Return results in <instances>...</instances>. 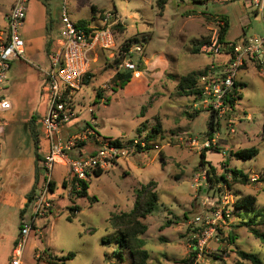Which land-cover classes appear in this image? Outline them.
I'll return each instance as SVG.
<instances>
[{
	"label": "rangeland",
	"instance_id": "obj_1",
	"mask_svg": "<svg viewBox=\"0 0 264 264\" xmlns=\"http://www.w3.org/2000/svg\"><path fill=\"white\" fill-rule=\"evenodd\" d=\"M11 2L0 0V31L6 26ZM63 3L27 2L26 23L32 34L26 47L38 58L13 59L5 82L4 93L12 108L0 114V122H7L0 141V264H11L24 224L31 231L21 264H58L51 261L70 252L75 253L74 258L63 264H133L130 252L120 246V232L111 225L110 217L130 212L146 186L157 192L159 205L156 212L140 219L147 226L139 234L149 252L147 264H236V250L255 253L264 262L262 240L242 223L256 216L257 228L264 232V64L247 61L239 70L242 97L220 119L212 138L208 135L211 112L195 109L193 94L182 93L178 83L182 76L203 73L212 63L227 59L225 53L208 55L201 48L199 53L193 52L199 42L208 41L210 28L222 16L229 21L225 37L229 43H243L264 33L262 14L250 0H68L69 15L76 22L95 25L111 13L116 46L101 54L99 66L78 92L77 110L83 112L62 127L63 137L86 132L91 126L98 139H119L125 145L139 139L148 141L150 148L137 147L109 171L92 173L88 195L59 180L68 167L55 168L52 176L57 183L46 197L49 206L42 216L35 214L44 176L37 162L33 128L38 126L43 135L50 100L48 90L40 84L46 59L41 64L37 61L42 49L56 46ZM137 46L142 52L136 51ZM124 54L135 60L140 71L134 72L124 88L113 91L114 75L125 71L117 64ZM194 138L201 142L215 139L216 144L207 150L197 148L191 144ZM98 139L79 141L72 154L92 151L99 145ZM45 143L41 149L46 148ZM252 146L258 148L255 157L243 160L234 155ZM202 151L218 176L226 174L229 187L211 184L205 175L208 164L200 163ZM233 169L248 175L246 183L232 180ZM249 194L257 198L255 210L232 206ZM222 210L225 214L216 217ZM212 227L213 235L199 257L195 245ZM231 234L236 236L235 242H231ZM192 252L196 254L190 263L187 259Z\"/></svg>",
	"mask_w": 264,
	"mask_h": 264
},
{
	"label": "built area",
	"instance_id": "obj_2",
	"mask_svg": "<svg viewBox=\"0 0 264 264\" xmlns=\"http://www.w3.org/2000/svg\"><path fill=\"white\" fill-rule=\"evenodd\" d=\"M67 1L63 0L61 9L60 50L52 56L50 65L45 71V86L50 100L43 125L49 148L41 161L44 180L41 183L42 190L36 196L35 210V214L39 216H42L45 207L49 206L46 197L51 189L53 170L57 165L68 166L73 178L87 182L92 173L99 170L109 171L114 165L127 158L133 149L139 145L144 148L149 144L148 141L140 142L139 139H133L127 145L123 142L115 144L113 139H98L99 134L91 126L86 132L82 131V133L63 137L62 127L72 123L78 117L79 111L75 106V97L84 86V76L91 68V52L96 49L110 51L116 46V35L112 29L114 19L111 13H106L101 19L102 26L87 24L84 27L70 17ZM250 1L261 12L264 20V0ZM27 2L28 0L14 1L6 17L7 35L0 38V111L11 108V103L4 95L5 82L11 61L23 57L24 54L25 41L20 35V28L26 19ZM224 24L223 20H219L210 28L208 41L202 45L201 50L208 55L225 53L228 57L221 63H212L199 76L196 82V93L193 94L195 109L209 110L219 120L234 110L228 100L235 96L233 90L239 70L246 65L247 61L257 60L264 64V33L249 37L243 43H235L230 48L220 40L221 27ZM136 51L142 52V47L137 46ZM119 68L135 72L137 65L135 60L128 55L119 64ZM1 124L0 122V126ZM89 137H96L99 140L97 148L89 155L74 156L72 153L79 141L87 140ZM191 144L197 148L208 149L216 144V140L207 139L201 142L194 138ZM155 147L160 149L158 144ZM205 175L207 176V172ZM223 214H225L224 210L218 211L216 217L220 218ZM227 216L229 217L230 213H227ZM30 231L31 226L24 224L20 238L13 249L11 264H21V256ZM213 232L212 227L198 239L195 250L198 251L199 257Z\"/></svg>",
	"mask_w": 264,
	"mask_h": 264
},
{
	"label": "trees",
	"instance_id": "obj_3",
	"mask_svg": "<svg viewBox=\"0 0 264 264\" xmlns=\"http://www.w3.org/2000/svg\"><path fill=\"white\" fill-rule=\"evenodd\" d=\"M224 20V26L221 27V34H220V40L226 44L228 47L232 48L235 45V42L229 43L225 40L226 33L229 28V21L227 20L226 16L221 17ZM79 25L86 27L87 21L81 20L78 22ZM118 26V25H116ZM114 30V28L112 27ZM88 31H92V29H88ZM204 42H199L198 47L193 48L194 53H199L200 48L203 45ZM125 49V48H124ZM128 49H126L127 51ZM127 58V54L122 55L120 59L117 61V64L121 63L124 59ZM136 71H140L138 69ZM90 72H87L84 76L83 83L84 85L87 83V78L89 76ZM202 74V72H191L188 75L182 76L179 78V88L182 93L186 94H195L196 93V82L199 78V76ZM134 71H119L117 72L113 79H112V90L117 91L119 88H124L133 78ZM244 87V84H242L240 81L235 82V89L233 90V93L235 96L233 98H230L229 103L231 107L234 109L235 101H238L241 96V90ZM98 97H101V92L97 93ZM220 126V120L215 117L213 113H211L210 118L208 120V135L212 138L213 133L219 128ZM157 131V128H155ZM263 134H264V126H263ZM150 138L154 137V133L149 135ZM115 144H121L119 139H113ZM132 141V140H131ZM141 150H148L150 148V144H147L144 148L138 146ZM207 150V149H206ZM205 150V151H206ZM205 151L201 152V165H207L208 168L206 170L209 181L212 185L217 186L218 184L224 183L226 187L230 186V181L228 180L226 174H222L221 176H218L216 174V168L210 164L207 163L205 160ZM258 154V148L255 146H252L250 148H244L234 153V155L237 157V159H243L248 160L253 157H255ZM232 173V180L239 182V183H246V180H248V175L244 173L241 170L233 169L230 170ZM103 171H97V175H101ZM73 184L80 185L78 193L82 195H88V183L86 181H78L76 178H73L72 180ZM65 184V182H64ZM54 187V182L51 183V189ZM149 188V186H146L143 190V194L141 197L136 201V204L134 208L130 212H123L120 214H112L110 217L111 225L118 229L120 232L119 236V243L122 249H127L133 260V264H147V260L149 259V252L147 249L144 248V241L139 238V234L144 233L147 230V226L143 224L140 219L145 218L149 214H153L158 210L159 205L158 202V194L155 190ZM219 191H222L221 188H219ZM96 199V197H93ZM92 199V198H91ZM257 198L254 195H246L243 197L238 198L233 203V207L237 210H246V211H253L255 210ZM75 211H78V208L74 209ZM71 218V217H70ZM171 222H167L169 224ZM244 225L249 227L250 232L257 238H260L264 244V232L257 228V219L256 216H253L247 221L242 222ZM236 236L234 234L230 235L231 242H235ZM236 253L239 257L236 264H248V262H251L252 264H264V262L259 258L258 255L251 252H246L244 250H236ZM196 254L195 252H192L190 254V263H192V255ZM75 253L70 252L66 256L60 257L57 260L51 261L55 263L63 264L66 261L74 258ZM187 260H184V263H188Z\"/></svg>",
	"mask_w": 264,
	"mask_h": 264
},
{
	"label": "crops",
	"instance_id": "obj_4",
	"mask_svg": "<svg viewBox=\"0 0 264 264\" xmlns=\"http://www.w3.org/2000/svg\"><path fill=\"white\" fill-rule=\"evenodd\" d=\"M14 1L15 0H12V2L10 3V7L13 5V3H14ZM29 1V0H28ZM9 12H7L6 13V15H5V20H4V24L6 25L5 26V28H4V30L3 31H0V38H4V37H6V35H7V20H6V17H7V14H8ZM93 26H94V24H92ZM103 25V22L101 21V20H98V23L97 24H95V26H97V27H99V26H102ZM60 28H61V23H60ZM30 28H28V26H27V23H26V19H25V22H24V25L20 28V35H21V37L24 39V41H25V49H24V54H23V57H20V58H15V59H25L24 61H26L27 59H30V58H38V56L37 55H34L31 51H30V48H27L26 47V43L28 42L27 40H29V38H30V36H31V34L32 33H30V31L31 30H29ZM30 35V36H29ZM55 48H51V47H49V46H46V48L45 49H42L43 50V53H42V55L40 56V60L39 61H37L38 62V64H41L40 62L42 61V62H45L44 60L46 59V63H47V66H44V65H42L43 67H41V73H40V77H42V81L40 82V84H41V86L43 87V88H46V86H45V81H46V79H45V71H46V69L49 67V65H50V60H51V58H52V56L54 55V54H56V53H58L59 52V50H60V35H59V38H58V40H57V42L55 43ZM103 52L105 53V52H107V51H104V50H100V49H96V50H94V51H92L91 52V54H90V57H91V68H90V70H89V72H92L93 71V69L95 70V67L97 68V66H99V63H98V61H99V59H100V57H101V54H103ZM27 64H25L27 67L29 66V61H27L26 62ZM31 67V66H30ZM35 67H38V65L37 66H35ZM31 69H32V67H31ZM35 69V68H34ZM35 71V70H34ZM137 74H140L139 72H137ZM44 83V84H43ZM78 94V93H77ZM4 95H5V93H4ZM77 96V95H76ZM5 97H6V95H5ZM6 99H7V97H6ZM8 101H9V99H7ZM75 106H76V109H77V105H78V99H77V97H75ZM10 102V101H9ZM47 102H48V99H47ZM11 103V102H10ZM49 103V102H48ZM11 108H12V106H11ZM8 110H10V109H8ZM8 110H4V111H0V114L1 113H3V112H5V111H8ZM47 111H48V108H47ZM80 111V113L81 112H83L82 111V109H80L79 110ZM47 114V113H46ZM7 122L5 121V122H3V124H6ZM3 124H1V126H0V128L2 129V130H0V133H2L1 135H0V141L4 138V135H5V128H4V126H3ZM42 126H43V123H42ZM44 128V127H43ZM34 130V133H36L35 134V136H36V142H37V162H40V167H41V161L44 159V156H45V154L47 153V151H48V148H49V142H48V140H47V137H46V134H45V129H44V131H43V135H40V133H39V127L38 126H36V125H34V128H33ZM36 129H37V131H36ZM46 142V143H45ZM48 142V143H47ZM43 143H45L44 144V146H46V148L45 149H41V147H42V145H43ZM97 148V146L95 145V147L92 149V151L89 149V150H87V153L86 154H83V152H84V149H82L81 150V152H76V154L74 155V156H86V155H89L90 153H92L95 149ZM46 152V153H45ZM40 159H42V160H40ZM63 166H65V165H62V164H59V165H57L55 168H57V167H63ZM65 167H68V166H65ZM54 168V169H55ZM54 171V170H53ZM37 174H38V171H37ZM73 175L70 173V170L68 169L67 171H66V174H64V176L63 175H61V177L59 178V180L60 181H62V184L65 182V181H68V182H70L69 184H71L72 183V185L75 187V188H78L79 189V187L77 186V185H75V184H73V182H72V180H73ZM52 182H54V186L56 185V183H57V181H56V179L53 177L52 178Z\"/></svg>",
	"mask_w": 264,
	"mask_h": 264
},
{
	"label": "bare ground",
	"instance_id": "obj_5",
	"mask_svg": "<svg viewBox=\"0 0 264 264\" xmlns=\"http://www.w3.org/2000/svg\"><path fill=\"white\" fill-rule=\"evenodd\" d=\"M139 74H137V76H138Z\"/></svg>",
	"mask_w": 264,
	"mask_h": 264
}]
</instances>
